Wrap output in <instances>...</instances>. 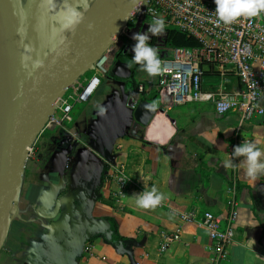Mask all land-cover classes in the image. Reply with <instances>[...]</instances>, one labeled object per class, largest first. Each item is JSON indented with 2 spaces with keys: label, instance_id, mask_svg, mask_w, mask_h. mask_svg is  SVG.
<instances>
[{
  "label": "crops",
  "instance_id": "obj_1",
  "mask_svg": "<svg viewBox=\"0 0 264 264\" xmlns=\"http://www.w3.org/2000/svg\"><path fill=\"white\" fill-rule=\"evenodd\" d=\"M76 1L42 0L24 60L30 45L35 66L71 32L77 23H69L68 13ZM14 2L22 12L30 0ZM127 79L110 69L91 100L74 107L76 139L60 128L38 136L0 216V264H211L208 230L180 213L196 209L225 218L234 186L235 237L220 264H264V175L248 177L243 157L223 166L244 141L258 142L264 153V113L241 123L237 113L217 114L211 102L163 110L158 98L138 94ZM204 87L237 90L239 82L227 76L211 84L205 77ZM144 98L159 108L147 126L134 119ZM110 166H125L133 180L123 207L112 198ZM153 187L164 196L160 205L139 207L137 194ZM95 219H108L129 252L91 236ZM164 232L178 239L161 251Z\"/></svg>",
  "mask_w": 264,
  "mask_h": 264
},
{
  "label": "built area",
  "instance_id": "obj_2",
  "mask_svg": "<svg viewBox=\"0 0 264 264\" xmlns=\"http://www.w3.org/2000/svg\"><path fill=\"white\" fill-rule=\"evenodd\" d=\"M215 8L214 0H143L115 43L86 71H91V76L81 80L85 72L59 99L43 131L60 128L76 139L72 128L74 107L91 100L102 79L109 74L118 54L127 45L133 48V34L145 32L156 18L165 20V32L160 37L150 36L149 43L157 49L164 71L161 75L149 76L137 64L134 77L138 82V94L158 98L159 108L163 110L194 102H211L217 114L237 113L241 123L262 115L264 13L256 17H241L231 25H225L218 21ZM170 30L193 36L199 45L190 48L171 45L168 40ZM213 74L219 75L221 80L227 76L237 77L239 88L206 90L204 78ZM35 141L27 150L26 160L34 155ZM66 168H70V165L67 164ZM108 179L115 185L112 198L119 207H123L129 187L133 184L126 167L110 166ZM235 192L234 186L230 189L229 211L225 218L211 211L199 213L196 209L180 213L181 219L208 230L214 241L211 264H220L229 256L237 217ZM176 239L178 235L171 236L164 232L161 251L167 250Z\"/></svg>",
  "mask_w": 264,
  "mask_h": 264
},
{
  "label": "water",
  "instance_id": "obj_3",
  "mask_svg": "<svg viewBox=\"0 0 264 264\" xmlns=\"http://www.w3.org/2000/svg\"><path fill=\"white\" fill-rule=\"evenodd\" d=\"M142 2L94 1L83 20L45 54L39 66L26 70L25 37L42 0H30L22 12L10 0H0V216L9 209V197L26 162L27 150L43 132L56 103L115 43ZM133 55L129 45L118 54L111 68L116 76H134L137 64L132 63ZM158 111L144 98L135 106L134 119L147 126ZM95 234L123 252L130 250L127 241L114 239L108 219L93 220L90 235Z\"/></svg>",
  "mask_w": 264,
  "mask_h": 264
},
{
  "label": "clouds",
  "instance_id": "obj_4",
  "mask_svg": "<svg viewBox=\"0 0 264 264\" xmlns=\"http://www.w3.org/2000/svg\"><path fill=\"white\" fill-rule=\"evenodd\" d=\"M216 4L215 14L218 21L225 25H231L241 17H256L264 13V0H214ZM87 11V0H85V9ZM71 24L80 23L83 20L84 12L72 10ZM67 27L68 25H64ZM91 29L93 25L89 24ZM165 32V20L156 18L145 32L133 34L132 39L135 41L132 51V63L140 65L141 69L146 71L149 76L163 74L164 69L161 67V61L158 58L157 49L149 43L150 36L160 37ZM36 66H39L37 64ZM132 65L130 64L129 67ZM101 111L103 109L101 108ZM243 157L246 163V175L250 178H258L264 175V153L258 147V142L244 141L235 145L232 151V158L224 161V167H231L233 158ZM164 196L159 193L155 187L150 191H142L137 194L136 203L141 208H156Z\"/></svg>",
  "mask_w": 264,
  "mask_h": 264
},
{
  "label": "rangeland",
  "instance_id": "obj_5",
  "mask_svg": "<svg viewBox=\"0 0 264 264\" xmlns=\"http://www.w3.org/2000/svg\"><path fill=\"white\" fill-rule=\"evenodd\" d=\"M94 1H96V0H87V10L92 5L91 3L94 2ZM12 3H13L14 6L16 5V2H14V0L12 1ZM84 7H85V0H77L76 3L71 6L70 11H69L68 14L70 15V17H72L71 16L72 10H75V11L80 10L81 11V10L85 9ZM16 8H18V6ZM17 11H20V9H17ZM32 59H33V57H32V54L30 53V45H29V46L26 47V55H25V65H26L25 67H26V70H30L34 66L35 62ZM91 74H92L91 71L86 72L84 74V76L81 77V80H85L86 78H89L91 76ZM207 78H208L209 83H211V84L216 83V82L221 80L220 76L216 75V74L206 75V79ZM73 116H74V111H73ZM73 125H74V123L72 124V126Z\"/></svg>",
  "mask_w": 264,
  "mask_h": 264
},
{
  "label": "trees",
  "instance_id": "obj_6",
  "mask_svg": "<svg viewBox=\"0 0 264 264\" xmlns=\"http://www.w3.org/2000/svg\"><path fill=\"white\" fill-rule=\"evenodd\" d=\"M168 40L171 45L179 47L190 48L199 45L198 41L193 36L179 30H170L168 34ZM127 81H129L131 88H137L138 82L134 76H132V78L129 77ZM114 239L117 240L116 236H114Z\"/></svg>",
  "mask_w": 264,
  "mask_h": 264
}]
</instances>
